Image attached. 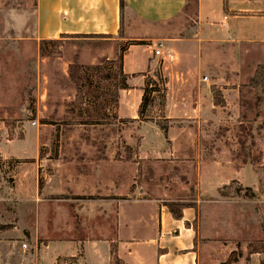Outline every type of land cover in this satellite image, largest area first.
I'll use <instances>...</instances> for the list:
<instances>
[{"label": "rangeland", "instance_id": "rangeland-1", "mask_svg": "<svg viewBox=\"0 0 264 264\" xmlns=\"http://www.w3.org/2000/svg\"><path fill=\"white\" fill-rule=\"evenodd\" d=\"M35 2L0 0V264H79L85 243L114 238L121 200L153 197L177 210L199 207L204 264L209 254L225 264L233 250L242 255L230 264H264V47L188 44L183 61L166 51L156 78H147L153 106L130 120L117 112L122 89L114 100L127 43L99 36L34 40ZM180 17L168 22V35H191L193 1ZM223 74L241 87L225 85L224 95ZM138 89L126 92L132 109ZM196 100L221 103L198 115ZM167 102L175 104L170 111ZM99 108L105 117L90 122L89 112ZM168 111L177 117L165 118ZM142 118L154 133L179 119L178 137L144 142ZM141 151L153 157L140 159ZM202 175L218 185L206 181L207 187ZM160 180L170 187H154ZM213 242V249L206 245ZM249 244L262 251L250 253ZM54 249L66 251L55 263Z\"/></svg>", "mask_w": 264, "mask_h": 264}, {"label": "crops", "instance_id": "crops-1", "mask_svg": "<svg viewBox=\"0 0 264 264\" xmlns=\"http://www.w3.org/2000/svg\"><path fill=\"white\" fill-rule=\"evenodd\" d=\"M124 1L125 6L122 9L121 0H36L34 34L31 37L37 41L60 39L62 36H108L106 38L113 39L118 43L132 40L144 41L145 43L141 44H129L123 54V71L128 74L127 83L130 88L122 89L120 94L117 111L120 118L133 120L140 118L139 106L147 78L149 76L153 79L156 78L158 74H155V71L159 69L160 60L165 56L166 51L175 54L183 61L184 57L187 58L190 55L184 49L188 44L213 43L224 46L254 44L264 47V0ZM190 1L195 3V17L190 18L193 20L190 28L194 29L191 35L182 36L176 33L168 35L166 33L170 26L168 22L181 18L180 16ZM126 8L128 18L125 16ZM134 17L138 18L140 22L134 23ZM160 28L163 31H160ZM158 48H161V55L155 54V50ZM239 65L241 66L242 63L240 62ZM226 66L227 64L223 65V69H226ZM164 68L166 69V67ZM190 71L195 75L194 69ZM236 75L234 73L231 78ZM179 76L185 77V72L179 71ZM195 76L197 77V74ZM205 77L209 79L208 76ZM223 77L221 80L227 79L225 74ZM208 79L204 82L206 84L203 83V87L207 93H210L212 87L207 82ZM202 80L200 77L197 80L200 85ZM218 80L214 79L215 82H213L216 83ZM226 81L220 87L224 95L228 93L224 89L225 85H231V88L241 87L240 83L231 82L230 79ZM132 88L136 90L142 88L138 89L141 92V97L133 109L129 107L130 101L125 99L126 92L131 91ZM237 91L240 94V91ZM174 105V102H167V110L170 111ZM152 106L153 104L148 107ZM192 106L198 115L199 109L218 108L215 106V102L205 106L199 100H196ZM124 107L127 108L126 111H129L130 115H126ZM169 111L165 118L172 119L175 115L172 116ZM148 116L146 115V118ZM145 122H147L145 118L139 121L144 142L159 138H161V142L163 140L170 141L175 139L174 137H178L174 123L181 122L179 119L170 121L169 128L165 127L166 131L160 126L161 130L159 132L155 130L156 134L149 126H145ZM168 134L172 136L168 138ZM142 152L144 153L140 155V159L153 157L148 151L140 153ZM123 157L127 158V161H131L129 156ZM197 172L200 177V171ZM202 179H204L203 175ZM206 181L209 184L215 182L216 186L219 182V180L214 181L211 177ZM206 181L204 179L205 183H207ZM195 183L197 184V182ZM144 184L145 182L142 181L139 187L144 188ZM209 184L207 183V187H211ZM155 185L154 187L158 189L167 190L170 187V182L160 180ZM168 204V200L154 197L141 200H121L117 204L114 217V238L107 244H103L104 246L93 244L87 247L85 243L78 252L79 264L86 262L89 264H204L199 207L197 208L195 205L183 207L181 216L176 217ZM206 245L213 249L214 242L206 243ZM113 246H115L114 252H112ZM65 254V250H52L54 263L59 255ZM209 255L210 257L207 259L211 262L210 264H214L211 254ZM89 257L90 262L88 261Z\"/></svg>", "mask_w": 264, "mask_h": 264}, {"label": "trees", "instance_id": "trees-1", "mask_svg": "<svg viewBox=\"0 0 264 264\" xmlns=\"http://www.w3.org/2000/svg\"><path fill=\"white\" fill-rule=\"evenodd\" d=\"M121 8L123 9L124 6H125V1L124 0H121ZM121 33V32H120ZM64 37V36H62ZM90 37H94V36H90ZM99 37H103V38H106L108 36H99ZM57 39H54V40H42V43H47V42H56ZM126 46H121V51L119 52V60L117 61L118 62V71H119V74H120V84L119 85H116L115 86V95H114V100L116 103H118V97H119V89H128L130 88L129 84L127 83V78H128V74L124 73L123 71V51H126L127 47L129 44H141V43H145L144 41H139V40H132V41H128L126 42ZM40 49L42 50L43 47L41 46ZM43 51V50H42ZM147 84V83H146ZM149 85L147 84L144 88V93H143V96H142V101L140 103V106H139V116H143L144 113L147 111L148 109V106L149 104L151 103L150 99L147 98V89H148ZM214 94L216 96L220 95L221 92L217 89H214ZM221 102H218V100H215V104L219 105ZM105 114H106V111L104 108H99V109H96V110H92L89 112L88 116H89V120L90 122L92 123H101V120H103V118L105 117ZM130 120H133V119H130ZM100 121V122H99ZM165 131H166V128L165 127H162ZM170 206V209L171 211L173 212V214L176 216V217H180L181 216V210L176 208V206L173 205V203H169L168 204ZM249 248L251 250H249L250 253H254V252H261L262 250L260 249H253L251 247V244H249ZM115 251V246L112 247V252ZM241 252L238 253V255L236 256L235 254V250H233L230 255L228 256V258L225 260V264H230L232 262H236L239 260V258L241 257ZM116 261L118 262V259L117 257H115Z\"/></svg>", "mask_w": 264, "mask_h": 264}, {"label": "built area", "instance_id": "built-area-1", "mask_svg": "<svg viewBox=\"0 0 264 264\" xmlns=\"http://www.w3.org/2000/svg\"><path fill=\"white\" fill-rule=\"evenodd\" d=\"M155 54H156V55H161V48L156 49V50H155ZM204 79L207 80L208 78L205 77ZM24 246L26 247L27 244H24Z\"/></svg>", "mask_w": 264, "mask_h": 264}]
</instances>
